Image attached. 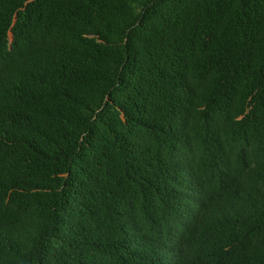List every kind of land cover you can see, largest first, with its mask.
<instances>
[{"label": "trees", "instance_id": "obj_1", "mask_svg": "<svg viewBox=\"0 0 264 264\" xmlns=\"http://www.w3.org/2000/svg\"><path fill=\"white\" fill-rule=\"evenodd\" d=\"M0 264H264V0H0Z\"/></svg>", "mask_w": 264, "mask_h": 264}, {"label": "clouds", "instance_id": "obj_2", "mask_svg": "<svg viewBox=\"0 0 264 264\" xmlns=\"http://www.w3.org/2000/svg\"><path fill=\"white\" fill-rule=\"evenodd\" d=\"M190 189H192V188H190Z\"/></svg>", "mask_w": 264, "mask_h": 264}]
</instances>
